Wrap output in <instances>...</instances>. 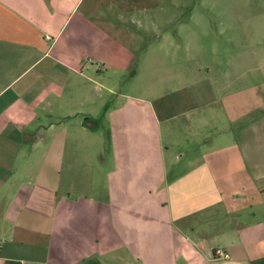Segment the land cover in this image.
I'll use <instances>...</instances> for the list:
<instances>
[{
  "label": "crops",
  "instance_id": "crops-1",
  "mask_svg": "<svg viewBox=\"0 0 264 264\" xmlns=\"http://www.w3.org/2000/svg\"><path fill=\"white\" fill-rule=\"evenodd\" d=\"M142 4L0 0V264L264 263V220L185 223L263 205L264 107L187 81L111 105L97 81L157 31Z\"/></svg>",
  "mask_w": 264,
  "mask_h": 264
},
{
  "label": "rangeland",
  "instance_id": "rangeland-1",
  "mask_svg": "<svg viewBox=\"0 0 264 264\" xmlns=\"http://www.w3.org/2000/svg\"><path fill=\"white\" fill-rule=\"evenodd\" d=\"M142 1L143 16L153 19L157 31L143 33L136 42L137 52L116 71L100 73L97 81L107 83L114 93L107 102L113 105L116 95L121 103L131 97L150 100L166 96L187 81L192 92L211 90L215 96L238 97L240 103L249 100L256 113L264 107V0ZM211 139L208 134L206 141ZM105 141L104 154L113 158L112 147ZM84 153L81 148L80 157ZM262 209L264 201L249 209L254 217L239 214L226 218L225 210L217 208L218 219L213 224L208 223L209 214L192 215L185 223H190L194 232L185 228L189 234L186 241L195 244L212 239L218 230L236 228L242 221L264 220ZM230 235L238 239L235 232ZM217 244L222 241L213 245Z\"/></svg>",
  "mask_w": 264,
  "mask_h": 264
},
{
  "label": "built area",
  "instance_id": "built-area-1",
  "mask_svg": "<svg viewBox=\"0 0 264 264\" xmlns=\"http://www.w3.org/2000/svg\"><path fill=\"white\" fill-rule=\"evenodd\" d=\"M218 253H220V252L218 251Z\"/></svg>",
  "mask_w": 264,
  "mask_h": 264
}]
</instances>
